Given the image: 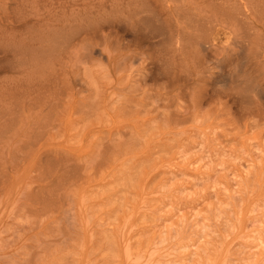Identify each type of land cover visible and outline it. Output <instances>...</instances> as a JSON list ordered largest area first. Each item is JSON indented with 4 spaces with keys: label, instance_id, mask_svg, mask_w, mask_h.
<instances>
[{
    "label": "rangeland",
    "instance_id": "rangeland-1",
    "mask_svg": "<svg viewBox=\"0 0 264 264\" xmlns=\"http://www.w3.org/2000/svg\"><path fill=\"white\" fill-rule=\"evenodd\" d=\"M183 3L0 0V264H264V64Z\"/></svg>",
    "mask_w": 264,
    "mask_h": 264
},
{
    "label": "bare ground",
    "instance_id": "bare-ground-1",
    "mask_svg": "<svg viewBox=\"0 0 264 264\" xmlns=\"http://www.w3.org/2000/svg\"><path fill=\"white\" fill-rule=\"evenodd\" d=\"M174 1V0H172ZM177 1V0H175ZM183 7L185 8V11H187V14H189L188 12L191 13V19H195L194 24H197V32H199L201 35H208L211 36V34L213 32L216 31V28L218 27H228L231 29L233 34H239V27L243 24H246V28L245 29V25H244V29L247 30L244 31L246 32L245 34H247V32L250 31V35H252V38L254 39V42L252 43V48H253V54L256 55L255 58H257V60L261 59L263 61L264 64V0H184L183 3ZM143 11V10H142ZM40 13V12H39ZM154 13V12H153ZM178 14V13H177ZM176 14V15H177ZM185 14V13H184ZM26 16V15H25ZM101 16V15H100ZM152 16V15H151ZM187 17L189 15H186ZM153 17V16H152ZM177 17V16H176ZM186 17V18H187ZM25 18V17H24ZM181 18V17H180ZM179 18V19H180ZM183 18V16H182ZM181 18V19H182ZM147 20V19H146ZM185 21H187L186 19H184ZM189 20V19H188ZM42 23V22H41ZM47 23V22H46ZM49 23V22H48ZM52 23V22H50ZM183 23V22H182ZM193 23V22H192ZM172 24V23H171ZM195 24V25H196ZM234 24H241L239 27H236ZM81 25V24H80ZM190 25V24H189ZM62 26V25H61ZM191 27V26H189ZM59 28L56 29L59 31ZM192 28V27H191ZM162 29V28H160ZM51 30V29H48ZM54 30V31H57ZM75 30V29H74ZM243 30L241 32H243ZM195 31V30H194ZM161 32V31H160ZM195 32V33H197ZM53 33V32H52ZM58 33V32H57ZM62 33V32H61ZM60 33V34H61ZM65 33V32H63ZM171 33V32H170ZM193 33V34H195ZM157 34V33H156ZM186 34V33H185ZM244 34V33H243ZM244 34V36H245ZM56 35V34H55ZM59 35V33L57 34V36ZM160 35V34H159ZM166 35V33H165ZM164 35V36H165ZM199 35V34H197ZM168 36V35H167ZM55 37V36H54ZM184 37V36H183ZM187 37L189 38V36L187 35ZM247 37V36H246ZM58 38V37H56ZM65 38V37H64ZM70 38V37H69ZM168 38V37H167ZM175 38V37H174ZM179 38V36H178ZM186 38V37H185ZM198 38L196 40H199V36L195 37ZM164 39V38H161ZM169 39V38H168ZM201 39V38H200ZM204 39V38H203ZM201 39V40H203ZM57 40V39H56ZM178 40V39H177ZM175 39L176 42L180 43L179 40L177 41ZM186 41H189L188 39H185ZM164 41V40H163ZM234 41V40H233ZM248 41V40H247ZM56 42V41H55ZM69 42V41H68ZM71 42V41H70ZM195 42V41H194ZM197 42V41H196ZM201 42V41H200ZM190 43V42H189ZM187 43V44H189ZM199 43V42H198ZM202 43V42H201ZM207 43V42H206ZM248 43V42H247ZM176 44V43H175ZM232 44V43H231ZM234 44V43H233ZM237 44V42L235 41V45ZM64 45V44H63ZM180 45V44H179ZM190 45V44H189ZM196 45V44H195ZM202 45V44H201ZM204 45V43H203ZM202 45V46H203ZM67 46V44L65 43V47ZM200 46V45H199ZM198 46V47H199ZM208 46V45H207ZM233 46V45H232ZM40 47V46H37ZM37 47H35V49H37ZM92 46H90L91 48ZM234 47V46H233ZM247 47V46H246ZM51 48V47H50ZM181 48V46H180ZM206 48V47H205ZM204 48V49H205ZM25 49V48H24ZM43 49V46H42ZM239 49V48H238ZM32 50V49H31ZM40 50V49H39ZM53 50H57V47L55 46ZM53 50H49L50 52H52ZM75 50V49H74ZM80 50L83 52V50L80 48ZM241 50V49H239ZM244 49L241 50V52L243 53ZM16 51V50H15ZM44 51V50H43ZM65 51V50H64ZM85 51V50H84ZM87 51V50H86ZM85 51V52H86ZM203 51V50H202ZM54 52V51H53ZM57 52V51H56ZM55 52V53H56ZM72 52V51H71ZM78 52V51H76ZM75 52V54H77ZM81 52V53H82ZM82 53V56H84V53ZM88 53L92 52V51H87ZM44 53V52H43ZM65 53V52H64ZM25 54V53H24ZM36 54V53H35ZM45 54V53H44ZM53 54V53H52ZM262 55V56H261ZM32 56V54H31ZM37 56V54H36ZM40 56H43V54L40 53ZM39 56V57H40ZM46 56L48 57V54H45L44 59L46 58ZM54 56H57V54H54ZM53 56V57H54ZM80 57V54L78 53L76 57ZM58 57V56H57ZM32 58V57H30ZM85 58V57H84ZM83 57L81 59H84ZM259 58V59H258ZM34 59V57H33ZM49 59V58H48ZM55 59V58H54ZM40 60V59H39ZM71 60V59H70ZM86 60V59H85ZM90 60V59H89ZM256 61V59H254ZM12 61V60H11ZM34 61V60H33ZM36 61V60H35ZM82 61V60H81ZM87 61V60H86ZM215 61V60H214ZM14 62V61H13ZM44 62V61H42ZM50 62V59L49 61ZM59 62V61H57ZM76 62V61H75ZM84 63V62H83ZM259 63V62H257ZM47 64V63H46ZM49 64V63H48ZM62 64V63H61ZM75 64V63H74ZM78 64V63H76ZM81 64V62H80ZM217 64V63H216ZM19 65V64H18ZM42 65V64H41ZM45 65V64H44ZM82 65V64H81ZM14 66V65H13ZM23 66V65H22ZM61 66V65H60ZM77 66V65H76ZM75 66V67H76ZM45 67H47V65H45ZM44 69L46 70L47 68ZM50 67V66H49ZM48 67V68H49ZM74 67V68H75ZM13 68V67H12ZM43 68V67H41ZM56 68V67H55ZM77 68V67H76ZM43 69V72H44ZM48 70V69H47ZM46 70V71H47ZM42 77V76H41ZM40 77V78H41ZM39 78V79H40ZM241 85V84H240ZM251 86V85H249ZM245 87V86H244ZM257 89L258 86H253ZM247 88V87H245ZM252 88V87H251ZM252 89V91H253ZM254 89V90H256ZM257 91V90H256ZM259 91V90H258ZM256 93H259V92ZM255 92V91H254ZM254 93V96H256ZM259 95H263L258 94ZM239 96V94H238ZM241 96V95H240ZM261 97V96H259ZM242 98V97H241ZM257 98V97H256ZM261 99V98H259ZM263 99V98H262ZM241 100V99H240ZM258 100V99H257ZM243 103V101H242ZM244 104V103H243ZM245 108V107H244Z\"/></svg>",
    "mask_w": 264,
    "mask_h": 264
},
{
    "label": "crops",
    "instance_id": "crops-1",
    "mask_svg": "<svg viewBox=\"0 0 264 264\" xmlns=\"http://www.w3.org/2000/svg\"><path fill=\"white\" fill-rule=\"evenodd\" d=\"M236 27H239L241 24H234ZM244 25H245V27H244ZM245 28V29H247L246 28V24H243V25H241L238 29H239V34H233L232 33V31H231V29L230 28H228V27H218V28H216V31L215 32H213L212 34H211V36H210V42H211V44H212V46H215L213 43H212V41L213 40H217V39H219L221 36H227V37H230V40H231V42H232V45H233V42H234V47H236L237 46V44L235 45V41L237 40V37H239V36H241L242 37V39L243 40H245V42H248L247 44H244L243 43V45H242V49H244L243 51H248L249 52V54H251V56H252V58L254 59L255 58V56L256 55H254L253 54V48H252V43L254 42V39L252 38V35H250L249 33H250V31L249 32H247V34H245L246 32L245 31H247V30H245L243 27ZM245 31H244V30ZM243 30V32H241ZM245 34V36H244V34ZM247 36V37H246ZM234 40V41H233ZM248 40V41H247ZM237 42V41H236ZM247 46V47H246ZM216 47V46H215ZM248 55V54H247ZM262 56V55H261Z\"/></svg>",
    "mask_w": 264,
    "mask_h": 264
}]
</instances>
